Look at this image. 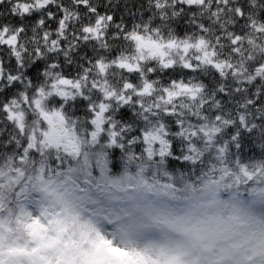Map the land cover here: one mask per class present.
<instances>
[{
  "label": "snow or ice",
  "instance_id": "obj_1",
  "mask_svg": "<svg viewBox=\"0 0 264 264\" xmlns=\"http://www.w3.org/2000/svg\"><path fill=\"white\" fill-rule=\"evenodd\" d=\"M0 264H264V0H0Z\"/></svg>",
  "mask_w": 264,
  "mask_h": 264
}]
</instances>
